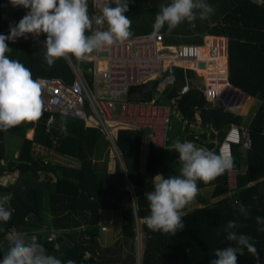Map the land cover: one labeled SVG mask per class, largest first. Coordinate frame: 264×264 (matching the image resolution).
<instances>
[{
    "label": "trees",
    "instance_id": "1",
    "mask_svg": "<svg viewBox=\"0 0 264 264\" xmlns=\"http://www.w3.org/2000/svg\"><path fill=\"white\" fill-rule=\"evenodd\" d=\"M206 2L214 8V12L209 16L213 24L207 29L203 44L206 36L228 38L229 82L259 103L248 125L251 149L232 148L236 186L229 187L228 172L209 183L198 181L196 200L201 207L189 212L183 210L185 227L176 235L154 232L146 226L144 217L150 213L144 194L153 191V178L157 174L165 178L179 175L181 164L178 153L171 146L176 140L195 143L189 134L192 130L189 124L195 122L196 114H200L205 128L211 125L217 131L216 135L209 128L208 134L203 136L205 141H200L201 146L213 152V141L220 142L230 125L240 123L230 112H224L229 125L214 123L207 110L208 103L198 90L195 72L176 68L178 81L174 86L163 87L159 79L146 86L151 89V99L141 100L129 95L134 103L155 102L170 106L182 118L180 123L172 118V130L168 133L166 147L150 144L145 167L141 163L145 140L143 131L116 132L115 143L120 157L112 158L113 170L110 171L108 149L111 143L98 127L87 126L84 120L58 116L55 128L47 132V115L43 113L36 124L22 122L7 131L0 130V160L8 161L9 171H20L21 174L15 186L4 189L13 195L12 207L16 210L7 223L0 222L4 254L11 245L2 228L10 230L17 227L28 237L36 234L47 253L64 262L71 259L75 264H210L215 259L216 249L235 246L226 240L225 227L229 221H236L239 226L233 230L251 237L259 254L257 261L245 250L243 255H238L237 264H264V231H259L264 224L256 222V217L264 218V7L254 4L253 0ZM27 11L14 7L10 0H0V32L7 27L8 20L16 25ZM94 13L93 2L89 0V14L94 16ZM210 42L211 39H208ZM8 47L12 51L7 55L29 68L33 79L58 78L69 86L74 82L72 64L78 63L74 58L58 59L49 68L44 60L45 49L39 46V41L8 43ZM81 66L93 87V63L83 61ZM186 78L190 79L191 90L181 96L178 87L186 84ZM184 123H187L185 130L182 129ZM34 127V139H27V130ZM7 134L21 140L16 159L8 157ZM33 134L34 131L29 132L28 137ZM35 144L73 158L80 166L71 167L40 159L36 157ZM42 174L46 180L44 191L36 189ZM129 184L133 186L132 192L127 189ZM207 188H211L209 197L201 193ZM45 196L48 199V213L44 212L43 207ZM110 197L125 206L113 204ZM241 205L249 208L248 218L241 215ZM114 209L121 210V235L115 242L104 246L101 242V212ZM53 231L60 233L61 237L55 241L44 239ZM139 234L142 236L141 242Z\"/></svg>",
    "mask_w": 264,
    "mask_h": 264
},
{
    "label": "clouds",
    "instance_id": "2",
    "mask_svg": "<svg viewBox=\"0 0 264 264\" xmlns=\"http://www.w3.org/2000/svg\"><path fill=\"white\" fill-rule=\"evenodd\" d=\"M10 2L14 7L28 11L16 25L9 26L8 35L0 34V130L3 131L24 121H37L44 112L43 81L33 79L29 68L7 55L12 51L8 41L15 42L28 34L35 37L46 35L43 41L44 60L50 68L58 59L72 57L77 61H86L92 53L123 44L132 36L131 20L125 15L129 11L130 0H94L95 7L100 9L98 16L89 14V0ZM113 4L114 7L110 6ZM213 12L214 8L206 0H170V3L159 6L152 35H158L165 26L170 33L184 22L195 27L197 18L206 20ZM171 147L178 153L181 164L179 175L165 178L157 174L153 178V191L144 194L150 213L144 220L154 232L176 235L185 227L183 210L199 194L197 182L209 183L225 172H231L235 162L230 155H219L190 141L176 140ZM236 203L239 204V201ZM13 211L0 201V222L7 223ZM239 211L248 218L249 208L241 205ZM256 222L264 224V218L258 216ZM238 226L236 221L227 223L226 240L235 246L216 249L215 259L210 264H237L238 255H243L245 250L259 260L251 237L233 230ZM259 231H264V228ZM10 245L0 264H75L71 259L64 262L48 254L35 236L28 237L25 233L13 234Z\"/></svg>",
    "mask_w": 264,
    "mask_h": 264
},
{
    "label": "built area",
    "instance_id": "3",
    "mask_svg": "<svg viewBox=\"0 0 264 264\" xmlns=\"http://www.w3.org/2000/svg\"><path fill=\"white\" fill-rule=\"evenodd\" d=\"M94 16L100 15V9L95 7ZM107 2V0H105ZM253 3L264 7V0H253ZM114 7L115 5H110ZM14 26L8 20L7 27L0 34L8 35L9 26ZM97 26L94 24V28ZM106 25L104 28L106 29ZM30 34L19 37L15 42L28 44L42 40ZM206 37H211L207 44ZM202 45H167L163 34L142 35L130 38L123 44L94 52L87 62L93 63L95 81L92 87L82 71L81 61L72 64L75 80L66 84L63 80L51 77H38L43 81L42 98L44 100V114L46 131L51 132L56 125L57 117L84 120L87 126L98 127L106 139L111 143L117 156L115 134L119 130L143 131L145 138L155 147H166L167 132L171 123L172 108L157 105L155 102H131L129 92L140 86H147L151 81L161 79V86H174L176 83L175 69L182 68L195 72L198 79V90L202 93L208 105H215L223 112L235 113L241 110L249 101V97L234 88L228 79V38L206 36ZM208 51V52H207ZM201 64H204L201 67ZM100 80L103 86H100ZM191 90L190 79L182 86L180 95H186ZM201 121V119H199ZM34 123L37 121H25ZM201 127V126H200ZM200 129V128H199ZM205 133V131H201ZM217 135V131H215ZM250 150L252 147L248 127L230 125L220 142H216L215 153L230 155L232 148ZM8 161L0 160V201L7 208L12 207L13 195L5 192L15 186L20 180V171H9ZM234 171V170H232ZM229 175V172H228ZM132 187V186H131ZM130 185L128 190H131ZM14 210V209H13ZM16 211V210H14ZM13 211V212H14ZM105 230V228H103ZM7 239L15 233H24L17 227L10 230L2 228ZM33 234V233H32ZM37 238L36 234L31 235ZM60 233L53 231L45 237L47 241L60 238ZM3 239L0 238V260L4 251Z\"/></svg>",
    "mask_w": 264,
    "mask_h": 264
},
{
    "label": "rangeland",
    "instance_id": "4",
    "mask_svg": "<svg viewBox=\"0 0 264 264\" xmlns=\"http://www.w3.org/2000/svg\"><path fill=\"white\" fill-rule=\"evenodd\" d=\"M170 0H130L129 4V11L125 14L131 20V28L130 31L132 32V36L130 38H134L137 36L147 35L153 33V24L155 21V16L159 12V6L161 4H168ZM195 27L190 25L187 22L182 23L177 28H175L172 32L167 31V26L161 30V34L164 35L166 38V44L168 45H202L203 44V37L207 33V29L209 26L213 24V21L208 17L206 20H200L197 18L194 21ZM207 38V37H206ZM209 44V43H208ZM100 86H103V81L100 80ZM250 102V101H249ZM259 107L258 101H254L251 104L245 105V107L239 111H236L234 115L237 117L238 122H240L239 126L247 127L250 121L253 118L254 113ZM245 112V113H243ZM27 138L31 139L32 137ZM148 141L144 142L142 147V158H146L148 155ZM6 143H7V153L8 156L12 159L14 156V151L20 150L21 147V140L20 138L7 134L6 135ZM109 154H110V162L114 156H117L112 146L109 147ZM36 157L42 158L50 163L54 164H61L71 167H76L79 165V162L73 158H69L67 156L61 155L55 151L49 150L41 146L36 151ZM181 167V166H180ZM236 171L229 172V185L234 187L236 185L235 176ZM131 187V192H132ZM203 195L209 197L211 194V188H207L201 191ZM48 199L45 196L43 207L44 209L48 208ZM201 207V204L197 201H194L189 206H187L186 212L192 211L195 208ZM112 215L107 211L101 214L100 220L101 225H104L108 229V232H102V235H113L115 232H120V228L122 227V219H121V210H116L112 212ZM141 234L138 235V239L141 242Z\"/></svg>",
    "mask_w": 264,
    "mask_h": 264
},
{
    "label": "crops",
    "instance_id": "5",
    "mask_svg": "<svg viewBox=\"0 0 264 264\" xmlns=\"http://www.w3.org/2000/svg\"><path fill=\"white\" fill-rule=\"evenodd\" d=\"M208 39H211V37H207L206 38V42H207V44H208ZM165 40H166V38H165ZM178 89H179V87H178ZM249 97V96H248ZM250 101V102H249ZM249 101H248V103L249 104H251V103H253L254 101H255V99L254 98H251V97H249ZM247 103V104H248ZM246 104V105H247ZM164 106H167V105H164ZM243 109V108H242ZM207 110H208V106H207ZM172 117H171V123H170V126H169V129H168V132H167V136H168V133L172 130V118L174 117V119L176 120V121H178V123H180V122H182V118L180 117V114L178 113V112H176L174 109H173V111H172ZM243 113H245V112H243ZM199 119H201V117H200V114L199 113H197L196 114V116H195V122H193V123H191V124H189L190 125V128L192 129L191 130V132L189 133L190 135H191V137H193L194 139H195V144L197 145V146H201V143H200V141H205V138H203V136L205 135V134H208V132H209V128H210V131L211 132H214L215 133V131H214V129L212 128V126L211 125H209V126H207L206 128L202 125V120L201 121H199ZM24 123H25V121H24ZM34 125V124H33ZM201 126V127H200ZM186 127H187V123H184L183 124V126H182V129L183 130H185L186 129ZM244 127V126H243ZM248 127V126H247ZM200 128V129H199ZM205 131V133H201V131ZM34 131V134H33V136H32V138L30 139V140H33L34 139V136H35V131H36V127H34V128H30L29 130H27V134H26V136L28 135V133L29 132H33ZM189 136V135H188ZM27 138V137H26ZM27 139H29V138H27ZM174 140H176V138L174 139ZM145 141H148L146 138H145V140H144V142ZM186 141H190V140H186ZM5 142H6V140H5ZM144 142H143V145H144ZM216 142H217V140H214L213 141V143H214V145H216ZM148 143V153H149V147H150V142L148 141L147 142ZM143 145H142V147H143ZM38 148H41V146H39V145H34V150H38ZM214 148H215V146H214ZM214 148H213V150H214ZM6 150H7V143H6ZM19 151L20 150H17V152H15L14 151V156H13V158L14 159H16L17 157H18V155H19ZM215 151V150H214ZM8 154V153H7ZM9 157V156H8ZM147 157H148V155H147ZM147 157L146 158H142V152H141V163H142V167H145V164H146V162H147ZM46 161V160H45ZM80 166V163H79V165L78 166H76V167H79ZM108 170H110V171H112L113 170V162H109V166H108ZM235 175H237V174H235ZM235 181H236V179H235ZM45 182H46V180H45V176L42 174L41 175V178H40V180H39V182L36 184V189L37 190H40V191H44L45 190ZM229 183H230V179H229ZM231 184V183H230ZM236 186V185H235ZM234 186V187H235ZM229 187H231L230 185H229ZM234 187H232V188H234ZM132 188H133V186H132ZM132 191H133V189H132ZM195 201H197L196 199H195ZM198 202V201H197ZM200 208V207H199ZM196 209V208H195ZM109 212L110 214H111V216H113L112 215V212H115L116 210L114 209V210H106V211H103V212ZM44 212L45 213H48V211H47V209H44ZM103 212H101V214L103 213ZM100 226H101V228H105V230H103V232H108V229L106 228V227H104V225H101L100 224ZM122 226V225H121ZM120 235H121V228H120V232H115L113 235H102V239H101V242H102V244L104 245V246H107V245H110L111 243H113V242H115L119 237H120ZM3 249V248H2Z\"/></svg>",
    "mask_w": 264,
    "mask_h": 264
},
{
    "label": "water",
    "instance_id": "6",
    "mask_svg": "<svg viewBox=\"0 0 264 264\" xmlns=\"http://www.w3.org/2000/svg\"><path fill=\"white\" fill-rule=\"evenodd\" d=\"M44 40L45 39H42L39 41V46H41L42 48L44 47L43 46ZM203 66H204V64H201V67H203ZM181 88H182V86L180 84L179 89H181ZM129 94L135 95V96L139 97L141 100H149V99H151V96H152L151 89L149 87H146V86L144 88L140 89L139 91H136L135 89H131ZM208 113H209L210 117L213 119L214 123L224 122L226 125H229V121L225 118V114L220 109H217L215 107V105H208ZM118 157H120V156H118ZM121 162H122V160H121ZM122 165L124 167L123 162H122ZM129 185L131 187V184H129ZM109 199L115 205H118L120 207L125 206V204L118 202L117 200H115L112 197H110Z\"/></svg>",
    "mask_w": 264,
    "mask_h": 264
}]
</instances>
